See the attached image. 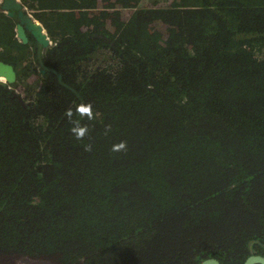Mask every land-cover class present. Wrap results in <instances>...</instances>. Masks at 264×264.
<instances>
[{
	"label": "trees",
	"instance_id": "1",
	"mask_svg": "<svg viewBox=\"0 0 264 264\" xmlns=\"http://www.w3.org/2000/svg\"><path fill=\"white\" fill-rule=\"evenodd\" d=\"M21 1L53 44H22L0 12L30 103L0 85V264L264 254V0H123L125 20L93 25L99 10L77 16L97 0ZM79 103L98 114L80 141Z\"/></svg>",
	"mask_w": 264,
	"mask_h": 264
},
{
	"label": "water",
	"instance_id": "2",
	"mask_svg": "<svg viewBox=\"0 0 264 264\" xmlns=\"http://www.w3.org/2000/svg\"><path fill=\"white\" fill-rule=\"evenodd\" d=\"M0 10L6 13L9 17L15 19V37L22 44L28 43L43 51L53 44L51 36L44 26L33 15H31L21 0H3L0 5ZM2 52L0 51V85H5L10 90L12 96L17 98L23 106L30 103L25 102L22 95L13 88L16 81L17 73L12 63L1 59ZM43 72V70H41ZM264 264V254H250L242 264ZM199 264H220L219 260L214 257L203 259Z\"/></svg>",
	"mask_w": 264,
	"mask_h": 264
},
{
	"label": "clouds",
	"instance_id": "3",
	"mask_svg": "<svg viewBox=\"0 0 264 264\" xmlns=\"http://www.w3.org/2000/svg\"><path fill=\"white\" fill-rule=\"evenodd\" d=\"M98 114H94L91 103H79L75 105V108H68L64 112V117L68 120L71 127L69 129L70 133L74 137V139L80 141L88 134V127L85 124H82V119L87 118V120L92 121L96 118ZM79 117L80 119H76L74 117ZM111 131V126H105V135H107ZM84 150L90 152L92 150V146L90 144L84 145ZM127 150V142L121 141L117 144H114L111 148L113 152H123Z\"/></svg>",
	"mask_w": 264,
	"mask_h": 264
},
{
	"label": "rangeland",
	"instance_id": "4",
	"mask_svg": "<svg viewBox=\"0 0 264 264\" xmlns=\"http://www.w3.org/2000/svg\"><path fill=\"white\" fill-rule=\"evenodd\" d=\"M104 2L106 3V7H102L100 10H99V13L98 14H96V15H94V17H92L91 19H90V23L93 25V24H100L101 22L98 20V18H97V16L98 15H100V14H102L103 12H105V11H108L109 12V14H108V16L109 17H113V18H115L116 16L114 15V13H118L117 11H120V13H121V20H125L126 19V15H127V10L128 9H132V8H130V7H133L134 8V6H135V3H130L129 4V6L130 7H122V2H123V0H104ZM125 3H127L126 2V0H125ZM118 6H120V8H118ZM120 9V10H119ZM131 12H132V10H131ZM89 14H86V12L85 11H83V14L82 13H80L78 16H77V19L78 20H80V19H82L83 21L85 20V22L87 21V16H88ZM92 16V15H91ZM128 23H125L124 24V26H126ZM123 28V27H122ZM121 28V29H122ZM117 30L116 32H115V34H114V36L116 35V37H119L120 35H121V33L122 32H124L123 31V29L122 30ZM142 52H144V50L142 51ZM17 91V90H16ZM18 92V91H17ZM34 264H37V263H34Z\"/></svg>",
	"mask_w": 264,
	"mask_h": 264
},
{
	"label": "crops",
	"instance_id": "5",
	"mask_svg": "<svg viewBox=\"0 0 264 264\" xmlns=\"http://www.w3.org/2000/svg\"><path fill=\"white\" fill-rule=\"evenodd\" d=\"M93 7L92 9H97V10H100L102 7H106V3L103 1V0H97L95 1V4L94 6L90 5L89 7L87 8H84V11H89V8ZM95 7V8H94ZM3 12V11H2ZM13 20H14V23H15V19L14 17H12ZM15 27V26H14Z\"/></svg>",
	"mask_w": 264,
	"mask_h": 264
},
{
	"label": "flooded vegetation",
	"instance_id": "6",
	"mask_svg": "<svg viewBox=\"0 0 264 264\" xmlns=\"http://www.w3.org/2000/svg\"><path fill=\"white\" fill-rule=\"evenodd\" d=\"M34 263H37V264H45L44 261H31V262H29V264H34Z\"/></svg>",
	"mask_w": 264,
	"mask_h": 264
},
{
	"label": "built area",
	"instance_id": "7",
	"mask_svg": "<svg viewBox=\"0 0 264 264\" xmlns=\"http://www.w3.org/2000/svg\"><path fill=\"white\" fill-rule=\"evenodd\" d=\"M2 1H3V0H0V5H1ZM0 12H1V10H0ZM29 13H30V12H29ZM30 14H31V13H30ZM31 15H32V14H31ZM38 21H39V20H38ZM40 23H41V22H40ZM41 24H42V23H41Z\"/></svg>",
	"mask_w": 264,
	"mask_h": 264
}]
</instances>
